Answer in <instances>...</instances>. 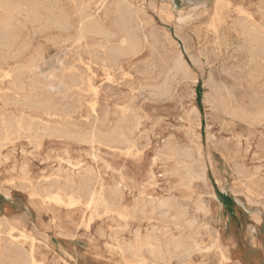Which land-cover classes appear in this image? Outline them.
<instances>
[{
    "label": "rangeland",
    "instance_id": "obj_1",
    "mask_svg": "<svg viewBox=\"0 0 264 264\" xmlns=\"http://www.w3.org/2000/svg\"><path fill=\"white\" fill-rule=\"evenodd\" d=\"M117 1L24 0L40 19L16 16L23 49L0 66L32 64L0 74V264H264V120L230 116L264 99V62L251 81L259 49L242 31L264 27V0H124L139 46L105 63L90 53L119 41ZM87 19L112 36L78 40ZM177 52L186 73L172 68ZM32 80L67 112L39 110ZM94 127L123 135L90 138ZM147 237L189 247L157 260Z\"/></svg>",
    "mask_w": 264,
    "mask_h": 264
},
{
    "label": "bare ground",
    "instance_id": "obj_2",
    "mask_svg": "<svg viewBox=\"0 0 264 264\" xmlns=\"http://www.w3.org/2000/svg\"><path fill=\"white\" fill-rule=\"evenodd\" d=\"M29 7H30L29 9L26 8V4H25L24 0H0V59H3L4 65L6 63L5 59H7V57H10L9 55H11V54L14 57L19 55V52L22 51V49H23L22 47L24 45L23 44L22 46H19L18 44L15 43L16 40L21 36L19 20H18V18H16V16L21 15L22 13L27 11L34 20L40 19L39 15H38L37 8H36V4L34 2H32V4ZM114 13L116 15L115 24L120 31L119 41L117 43L110 45L106 49V51L103 53L102 57L99 56L98 51L90 53L91 58L96 59V60L100 58L105 63H116V61L118 60L117 57L119 55L132 54L135 51H137V49H138L137 47L139 46V37L136 34V32L134 30V26H133V14L131 11V7L126 5L124 3V0L117 1L114 5ZM48 20H50V19H48ZM53 22L55 25L59 26L62 29H67L70 26V21L65 16L58 18V20H53ZM242 31L245 34V36L248 38V40H250L259 49L257 54L256 53L252 54V59H251V62H253L254 67L251 70L249 77H250V80L253 81V80L258 79L263 74V64H259V61L264 62V27H259L256 24H254L252 21H250L246 24H243ZM87 32L98 34L101 37H103L105 40H107V38L109 39V37L112 36V33L108 32L105 29H103L102 27H100V25L98 23H96L93 19L81 20V22L78 26V30H77L78 40L83 38L85 33H87ZM166 38H167V40H169L168 37H166ZM20 40H21V42L24 43L23 38H21ZM154 40L156 41L155 38H154ZM15 46H16V48H15ZM162 46H163L164 50H166V45L164 43H162ZM183 48H185V47H183ZM14 49H16V52L14 51ZM37 53H38V55L41 54L39 52H37ZM182 58L183 57H181V54L179 52H177L175 54L173 62H172V68L176 69L177 71H183L186 73V72H188L187 67H186L187 65H185ZM193 62H194V60H193ZM30 64H32V62L28 63L24 67L25 68L24 71L27 68L29 69V67H31ZM196 66H198V65H196ZM202 69H203V67H202ZM19 70H20V72L18 73V75L21 74L22 72H24L20 68V66L13 67V66L8 65V66H6V68L0 66V74H2L3 77H6V78L10 77L12 73L13 74L17 73ZM209 74H211V73L209 72ZM67 77L69 78L68 81L71 84H75L79 80V77L74 75V71H71V73ZM247 84H248V82H247ZM16 86L20 89L23 87V81H22L21 77H19L17 79ZM211 87H212V85H211ZM29 89H30V92L36 91L38 89V83L34 82V80L29 81ZM33 92L29 95V98L30 97L36 98L35 101L39 105L38 106L40 108V109L38 108L39 110H42V111L46 110L47 112L53 111V113L48 112L49 116H52V115L56 116L57 115V112H55L56 110L62 111V112H67L68 108H65L64 105L58 109L57 106H55L46 95H43V94L39 95V94H37L35 92L33 93ZM227 92H229V91L227 90ZM206 93H207V91H206ZM215 94L216 93H214V95ZM220 95H221V93H220ZM211 96H213V95H211ZM222 97H221L222 99H225L224 98L225 96L222 95ZM215 100H216V98H215ZM217 101H219V100H217ZM231 101H233V100H231ZM87 103H89V102H87ZM92 103H93V101H92ZM222 103H223V101H222ZM249 105L250 106L244 105L242 102H238L237 104H234L232 107H230V113L232 114L230 116L237 117V118L242 119V120H256V121L264 120V99L257 101V102H253L252 104H249ZM223 107H225V105ZM121 120H123V117L121 118ZM188 122L190 123V121H188ZM191 122H193V121H191ZM26 126H27V124L22 119L15 122L16 128L23 129ZM56 130H57V128H56ZM92 131L90 132V138L121 139L122 138L121 136L123 135L122 129H117V127L113 128V129H107V130H102V129H99L97 127H94L92 129ZM61 132L68 134L70 131L68 129H63ZM228 138H230V137H228ZM91 141H93V140H91ZM191 149H192V147H191ZM89 194H90L89 203L92 204L95 202L96 192H93V190L90 189ZM47 198L50 200H53L55 202H59L62 200L61 196L58 193L47 196ZM69 201L73 202L74 197L70 196ZM101 201H103V198H101ZM158 204L160 207H171V206H173V203H171L167 200H161L160 202H158ZM188 223L191 224L192 222L190 221ZM21 233H23V232H21ZM150 238L151 237H147L144 244H146L147 250L151 253V255L154 257V259H157V260L163 259L165 257L166 251H168L169 249H172L174 251H177V250L178 251H185L189 247L188 243L183 238L170 237L169 243L166 246V248L161 243L157 242V240H158L157 238L154 239L156 241V244L152 243L150 241ZM31 264H34V263H31ZM153 264H157V263L154 262Z\"/></svg>",
    "mask_w": 264,
    "mask_h": 264
}]
</instances>
